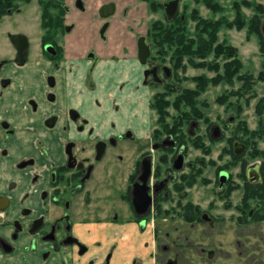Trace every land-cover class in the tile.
<instances>
[{"label":"flooded vegetation","instance_id":"flooded-vegetation-1","mask_svg":"<svg viewBox=\"0 0 264 264\" xmlns=\"http://www.w3.org/2000/svg\"><path fill=\"white\" fill-rule=\"evenodd\" d=\"M180 1L159 3L168 21ZM132 7L0 0V264H178L157 236L163 203L176 201L189 224L212 220L188 198L201 173L187 159L191 138L205 145L197 121L184 114L143 133L140 92L171 69L152 55L156 22L140 33ZM231 180L221 170L219 192Z\"/></svg>","mask_w":264,"mask_h":264},{"label":"rangeland","instance_id":"rangeland-1","mask_svg":"<svg viewBox=\"0 0 264 264\" xmlns=\"http://www.w3.org/2000/svg\"><path fill=\"white\" fill-rule=\"evenodd\" d=\"M135 1L126 4H133L129 20L140 33H149L154 22L160 30L174 24L161 0ZM183 14L184 44L193 46L191 52L176 54L175 42L154 48L152 55L171 69V77L157 89L143 87L136 106L144 134L184 114L197 121L195 134L205 145L191 138L187 159L201 173L188 198L212 220L189 224L176 201H165L154 215L159 244L174 249L166 260L177 255L178 264H264V0H181L177 18ZM202 42L206 49L197 50ZM161 48L165 55L158 57ZM155 91L162 94L163 120L153 106ZM215 125L223 133L219 139L210 135ZM252 165L258 171L249 174ZM223 169L232 182L219 192Z\"/></svg>","mask_w":264,"mask_h":264},{"label":"trees","instance_id":"trees-1","mask_svg":"<svg viewBox=\"0 0 264 264\" xmlns=\"http://www.w3.org/2000/svg\"><path fill=\"white\" fill-rule=\"evenodd\" d=\"M186 19H182L180 17L178 18H175L173 21H169L170 23H174L173 25H171L170 27H164L162 26V30H160V27H159V23L156 22L157 24V27H158V32L157 33V37H158V48L160 46H162L164 43H167V42H175L176 45L178 46L177 50H176V54H180L182 55L183 53H189L191 52V48L193 47L191 44H189L188 46L184 44V40H185V37H184V34H183V29H184V23H185ZM212 45V43H209V45ZM206 42H202L200 44V47H198L199 49L197 50H200V51H203L206 49ZM210 45V46H211ZM211 49V47H210ZM158 54L164 56L165 55V52H163L162 48L161 49H158ZM162 94H158L157 97H155L154 99V102H153V106L154 108L157 110L158 114H160L161 116V120L162 119V110H163V106L160 104V101H162V98H161ZM193 111V110H192ZM176 122V121H174ZM164 125V124H163Z\"/></svg>","mask_w":264,"mask_h":264},{"label":"water","instance_id":"water-1","mask_svg":"<svg viewBox=\"0 0 264 264\" xmlns=\"http://www.w3.org/2000/svg\"><path fill=\"white\" fill-rule=\"evenodd\" d=\"M173 3H176L177 4V2L175 1V2H171V4H168V5H171V6H173ZM172 10L173 11H176V7L173 9L172 8ZM172 11V12H173ZM172 12H169L168 14H170V16H171V14H172ZM170 18V17H169ZM140 55H141V59L144 61L145 60V58L147 57V55H148V47L147 46H145L144 44H141V42H140ZM165 70H166V74L169 76L170 75V70L168 69V68H165ZM218 127L217 126H215V128H214V130H215V132H216V134L214 135V138L215 139H219L220 137H221V134L220 133H218ZM179 161L181 162V159L179 158ZM145 169L147 170V172L150 170V164H147L146 166H145Z\"/></svg>","mask_w":264,"mask_h":264}]
</instances>
